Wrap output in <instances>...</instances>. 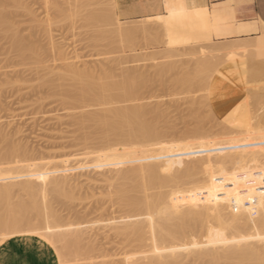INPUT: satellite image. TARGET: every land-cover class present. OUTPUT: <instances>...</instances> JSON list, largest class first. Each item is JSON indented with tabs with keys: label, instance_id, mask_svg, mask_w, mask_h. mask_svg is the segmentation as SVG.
<instances>
[{
	"label": "rangeland",
	"instance_id": "374dc122",
	"mask_svg": "<svg viewBox=\"0 0 264 264\" xmlns=\"http://www.w3.org/2000/svg\"><path fill=\"white\" fill-rule=\"evenodd\" d=\"M3 1L0 0L3 4L7 2L6 0ZM18 1L20 5L17 6L12 1L11 4L8 1L7 4L3 5V7L8 5L9 11L6 8L5 10L10 13L7 12L10 30L12 35L14 32L17 33V36L19 35L18 39L20 40L18 42L21 46V53H16V50L13 51L12 38L1 28L0 130L6 132L13 143L25 147L27 151L29 150L28 156L30 155V157L28 158L31 159L32 154V161L0 165V170L28 165L27 170L32 171V165H44L47 169L54 170L59 176L58 179L66 182L69 188L55 193L57 187L55 182H44L38 175L31 172L30 181L38 194L37 202L46 206V211L52 210L56 213L60 222L55 226H51L50 223L39 224L41 217L34 215L31 218L32 222L39 224L36 229H33L32 226H26L16 232H0V245L4 241L19 235L37 236L54 250L58 264H108L109 262L113 264V261H116L117 264L118 260H121V262L119 261L120 264H125L122 262V258L125 257L124 255L128 256L129 250L131 251H129L131 254L129 255L134 259H136L135 256L138 257L142 254L137 253L138 247L131 246L130 249L128 248L130 246L124 245V240L119 237L118 233L126 223L143 222L145 216L141 213L133 215L131 212V214L124 204L115 197L114 191L119 182L117 183L118 177L115 175L114 169L121 167V165L109 166L112 158L128 154L132 150L112 151L107 147L103 148V144H96V140L93 142L84 140V142H88L84 144L82 139H79V134L83 128L86 130L89 125L85 124V127L80 128L74 124L77 123L78 125L82 113L98 112L99 109L101 111V109L109 108V105L113 107V103L112 106L111 104L104 105L107 106L105 108L94 103H92L94 105L86 103V106H82V104V107H79V105L68 104L66 100L64 101L67 93L71 91L69 89L71 87L68 85L71 80L64 73H68L71 67L80 68L81 71L83 69L91 72L97 70L100 74L101 70L105 69L110 74L109 76L111 74L117 75V77H115L116 75L112 76L113 78H122L124 74L130 72L135 74L134 77L144 76L143 78L139 77L140 81L145 78L144 81L147 80L148 82H141L145 85L143 84L138 96L136 95L134 99L129 101L114 102V107L141 103L146 104L148 108L159 109L158 112L162 116L160 117L159 113H156L160 119L155 117L157 122L162 123L159 122L158 126L163 133L162 136H166L162 141L164 144H160V149L169 150L178 156L185 147L212 145L215 148L213 147L211 157L224 161L230 176L234 175L231 177V181L243 179L242 181H249L250 184V180L253 179L256 184L264 183L262 167L259 169L261 178L257 177L259 173L257 168L264 165V154L261 151L242 147L243 142L248 139L264 138V123L258 130L240 131L232 128L226 131L220 119H213L215 116L211 110H208L210 107L205 101L206 94L213 91H205L206 88L203 90L205 85L200 86L205 81L208 82V79H218L217 83L221 87L219 90L216 89L214 94H226L229 97L228 100L220 104L223 110L231 108L235 90L256 89L255 91L264 92V54H258L251 48L246 53L238 52L245 53L247 56L241 54L236 57L240 62L235 61L237 65L241 63L239 68L246 70L243 82L226 83L219 81L222 70L228 66V63L232 64L230 61L234 62L228 57L229 50L238 44L237 41L240 45H244V43L247 45L254 43L258 38H263L264 26L253 36L237 37L218 33L215 36L206 37L205 30L207 27H211L212 21L206 9L203 8L193 9L187 15H180L181 17L179 15L176 17L175 15L174 17L162 15L161 18L155 16L137 21L120 22L114 14L111 0ZM230 10L232 11L231 7ZM165 12L167 13L166 9ZM95 14L97 15L96 19L93 18V16L96 17ZM91 15H93V19H87ZM99 16L100 19H98ZM232 21L236 23L237 19L233 18ZM200 25H202V29ZM11 26L14 27V31ZM201 30L203 34H200ZM221 45H226L225 51L228 48L231 49L224 52L222 51L224 49H220ZM144 57L146 58L143 59ZM215 62L218 64L223 62V64L220 66ZM233 64L235 65V63ZM216 65L220 67L213 68ZM205 66L208 69H215V71L213 69L208 71L210 75H213L209 77L207 74V80L204 77L206 72H202L206 69ZM200 68L203 70L201 71ZM195 70L197 73L205 74H199L200 77L205 78H201L204 80L203 83L200 77V80L194 79L197 76V73H194ZM160 71L162 74L159 75ZM187 71L190 73L189 78L192 76L193 81H198V84L197 82L195 84L199 85V81H201L199 85L201 89L197 86L200 90L193 87L188 91L180 83H177V78H180L181 74L185 77ZM63 74L66 78L62 77ZM64 89L69 91L64 93L66 92ZM192 104H194L193 107L200 105L199 107L196 106L195 109V107H191ZM197 108L199 109L197 110ZM198 111L202 113L199 115L200 120L205 117L208 119L211 115L214 117L205 122L202 120L203 124L201 122L197 124L199 116L196 118L193 115H195L194 112L198 114ZM231 111L232 116H235V112ZM208 112H210L209 115ZM190 113L193 114L192 117ZM206 114L207 116H205ZM72 118H77V120L74 119L73 121ZM195 118L198 120L196 121ZM200 123L204 129L202 136L192 137L193 132L190 136L191 132L189 131H195L197 125L200 127ZM76 127L79 129L76 130ZM91 128L92 126H89L88 131ZM88 131L87 133H89ZM187 133L188 135H186ZM100 145L102 147H99ZM158 146L154 149H159ZM122 166L130 165L124 164ZM237 175L243 177L237 178ZM233 177L237 179L235 180ZM202 178L173 188L177 190L178 187H199V185L202 187H199L200 190L204 188L205 190H201L200 193L201 199L206 203L217 205L215 211L234 221L235 228L225 231L223 235L225 239L230 240L236 237L238 232L244 240H250L254 236L264 237V225L256 227L254 216L245 218L234 214L235 203L222 200L224 195L222 183L225 181H217V183L214 181V184L211 183L213 180L203 178V180L209 181V184V182H205L206 180L202 182ZM256 178L258 181L255 180ZM258 178L261 179L260 182ZM198 180L201 182L199 183ZM195 181L197 182L195 183ZM253 183L251 182L252 186H250L255 189L256 184ZM221 185L222 187H220ZM169 188L166 190H173ZM153 189L156 190V188ZM69 190L71 191L69 192ZM16 191L15 196L19 194L24 200H27L26 195L19 193L20 190ZM66 191L67 196L64 193ZM149 191L152 192L151 189ZM209 191L213 192L210 194ZM68 192L69 194L72 193L70 194L72 197L68 195ZM213 224L217 226L216 223ZM200 228L196 227L198 231L194 229L195 232L188 233L186 242L203 241L212 244L214 242L213 236ZM78 232L83 235L81 251L89 245L94 248V250H90L88 257L89 250L87 248V255L86 249L82 253H80L81 251L70 254L64 253V246L67 245L66 238L73 237ZM58 235L65 239H57ZM120 236H122L121 233ZM4 238L5 240L2 241ZM82 245L85 247L82 248ZM140 250L143 252L146 248L144 250L143 247ZM140 250L138 249V252ZM134 259L132 258L128 263L136 264Z\"/></svg>",
	"mask_w": 264,
	"mask_h": 264
},
{
	"label": "bare ground",
	"instance_id": "6f19581e",
	"mask_svg": "<svg viewBox=\"0 0 264 264\" xmlns=\"http://www.w3.org/2000/svg\"><path fill=\"white\" fill-rule=\"evenodd\" d=\"M6 1H9L10 4L14 2L16 6L19 4L18 0H11L12 2L10 0ZM7 2L5 3L7 4ZM4 4L0 2V29L2 28L5 30L7 35L12 38L11 46L13 51L16 50V53H21V46L18 42L20 40L18 39L19 35L17 36V33L15 34V32L12 35L10 22L7 16V12L9 11L7 8L8 5L3 7ZM164 7L167 10L166 15L171 17H174V15L175 17L176 15H187L193 11V9L186 7L184 0H164ZM5 8L8 10L7 12ZM201 8L206 9L205 7ZM92 16L93 15L86 17H88L87 19H91ZM156 17L161 18L160 15H157ZM93 18L96 19L97 15L96 17L93 16ZM98 19H100V16ZM12 28L14 31V27ZM237 43L238 44L235 47L233 46L232 49H227H231L227 54L229 58L234 60V62L230 61L232 64L228 63V66L222 70L219 81H225L226 83L237 81L243 82L246 70L239 68V64L241 63L237 65L236 62L240 61L237 60L236 57L245 54L250 48L255 50L258 54H264V37L258 38L252 44L246 45L244 43V45H240L238 41ZM224 47H226V45H221L220 49H224L222 51L227 52ZM210 50L212 51V49ZM241 51L245 53H238ZM145 58L146 57L143 59ZM122 60L127 64L125 59L122 58ZM233 63H235V65ZM222 64L223 62H221L220 66ZM220 66L216 65V67L213 66V68L216 69ZM205 68L207 71L206 69H204V71H202L203 69H200L203 73L206 72V76L204 77L207 80V74L210 73H208V71L213 68L211 67L212 69H208L207 66H205ZM215 69L213 70L215 71ZM94 71H86L85 69L81 71L80 68L78 69L77 67L76 69L75 67L69 68L68 73L64 74L68 75L67 77L71 80V83L68 81V85L71 87L69 89H71V91L67 89L69 91V93H67V90L64 89L66 91L64 93L68 94L67 96L64 94L66 96L64 101L66 100L68 104L79 105V107L86 106V103H90V105L97 104L98 106L101 105L105 108L109 104L112 106L113 103V107H110L109 105V108L101 109V111L99 109L98 112L88 111L86 114L82 113V115L84 114L83 117H81L82 115L80 117L78 115V125L77 123L74 124L80 128L85 127V124H89L88 128L89 126H92V130L90 129L91 132L86 128L89 132L87 133L83 128L79 134V139H82L81 141L84 144L88 143L84 142V140L92 142L93 140H96V144H103V148L107 147L112 151L132 150V152L128 154L118 155L112 158L109 166L121 165V167L114 169L116 172L115 175L118 177H116L118 179L117 183L119 182L114 191L115 197L118 201H121L120 203L124 204L127 210H129L130 213L132 212L133 215L141 213L145 216L143 222L135 224L126 223L121 231H119L122 236L118 233L119 237L124 240V245L130 246L128 248L131 249V246L138 247L139 250L143 247L144 250L146 248L145 251L142 250L143 252H141V250L138 252L137 249V253H142L143 255L135 254L138 255V257L135 256L136 259L132 257L134 261L136 260V264H264V237L254 236L250 240H244L238 232L236 237L230 240L225 239L223 236L225 231L227 229L235 228L234 221L229 217L227 218L222 214H219L218 211H215L218 207L217 205H212L209 202L206 203V201L201 199V190L204 191L205 189L203 188L204 190H200L199 187L202 188L200 185L199 187L180 188L182 184L197 180V178L200 177L210 179V181L213 180L211 183H214V181H216V183L217 181H225L224 183L221 182L223 187L222 185L220 186L224 193L222 200L235 203L234 214L244 216L245 218L254 216L256 218L255 226L260 227L264 225V183L256 184L253 179L252 181L249 179L250 184L248 183L249 181H242L243 179L236 180L237 178L243 177H238V175L240 176V173H238L236 179L233 177L236 181H231L230 179L234 175L230 176L227 171L229 169L224 165V161L219 158L216 159L213 156L214 159L211 157V153L215 148V146L212 145H194L185 147L178 156L174 155L169 150L160 149V144H164L162 141L166 136H162L163 133L158 127L160 121L158 120L159 122H157V118L155 117H158V115L160 116V113L158 112L159 109L154 110L152 109L153 107L148 108L146 104L144 105L141 103L114 107V102L121 103L123 101H129L132 98L134 99L136 95L138 96L144 84L141 82L145 79H141L142 81H140V78H143L144 76L134 77L135 74L133 75L129 70L130 73L124 74L122 78H113L116 74L114 76L112 74L109 76L110 74H108L105 69L101 70V74L97 70ZM96 71L99 75L98 73L96 74ZM193 72L194 71H192V74L197 73L196 70L194 73ZM202 72H198L194 79L197 78L198 80L201 75H205ZM160 73L161 71L159 72V75ZM64 74L62 77L66 78ZM199 74L201 75L199 76ZM212 75L209 74V77ZM115 77H117V75ZM136 77L140 78L137 80ZM178 77H180V75H178ZM189 77L190 73L188 72L186 75L185 72V77L181 74L180 78L176 77V81L177 83H180L182 87L188 89V91H190L191 88L193 89V87L194 89H201L204 85L203 90L206 88L205 91H213L206 94V96L204 95L206 104L210 107L208 110H211L212 114L215 116H213L214 118L212 115L208 117L210 119H220V122L223 123L226 131H229L232 128L240 131L246 129L258 130L264 123L263 91H255L256 89H249L248 91L235 90L236 92L234 93V100L231 104V108L223 110L220 104L228 100L229 97L226 94H214V91L216 89L219 90L221 87L217 83L218 79H208V82L205 81L206 84L205 82L203 83V79L205 78L200 77V79L203 78L201 79L203 84L200 85L201 81H199V85L201 86L199 87V85H197L198 81H193L194 79H191L193 78L192 76L191 78ZM146 81L144 82L146 83ZM196 82L197 84H195ZM195 86H198L199 88H196ZM194 104H192L191 107H195L196 109L197 105L193 107ZM199 105L197 107H199ZM198 109L199 108H197V110ZM231 110L235 112V116H232ZM198 112V114L197 112H194L195 115L197 114L196 116L192 115L197 118V116L202 114L200 111ZM156 113L159 114L157 115ZM209 113L210 112L207 114L209 115ZM207 114L205 116H207ZM74 119L77 120V118ZM158 119L160 118L158 117ZM198 119L200 120V116ZM201 119L204 122L208 120L206 117ZM199 120L197 121V124L202 121ZM160 124L162 123L160 122ZM164 124L166 123L164 122ZM202 124L200 127L197 125L198 128L196 127L195 131H189L191 132L190 136L193 132L194 134H192V137H201L204 133ZM78 129L79 128L76 130ZM186 135H188V133ZM101 145L99 147H102ZM157 146L159 149H154V147L157 148ZM243 146L251 150L261 151L264 154V138L248 139L243 142L242 147ZM28 152L29 150L27 151L25 147L23 148V146L13 143L12 140H10L9 135L0 130V165L20 164L27 161L30 162L32 161V154L30 159L28 158L30 157V155L28 156ZM124 164L130 166L123 167L122 165ZM26 167L29 166L23 165L12 167L11 169L0 170V232H16L26 226H32L33 229H36L39 224L43 223H50L51 226H55L60 222V218L56 213L52 210L46 211V206L40 205L37 202L38 194L36 190H34V186L30 181V176L31 172H34V174L38 175L44 182H55L57 185L54 191L55 193L62 190L65 191L66 189L68 190L69 187H67L66 182L58 179L59 176L56 175L57 173H55L54 170L51 171V169H47L44 165H32V171L27 170ZM257 169L258 172L259 169H261V171L264 170V165H260ZM259 174L260 172L257 177H260ZM203 178L202 182L206 180H203ZM260 178H258L259 182L261 180ZM255 180H257V178ZM196 182L197 181H195V183ZM205 182L209 181L206 180ZM251 182H254V185L256 184L255 189L251 187ZM176 186L180 187H178L179 189L174 190L175 188L173 187ZM168 187L173 190H166ZM153 188H156V190ZM150 189L152 191L151 193L149 191ZM16 190H20L19 193L26 195L27 200H24L19 194H17L19 196H15L17 193ZM70 191L71 190H69V192ZM154 191L155 193H153ZM69 192L68 195L71 196L70 194L72 193L69 194ZM211 192L209 191L210 194ZM64 193L66 195L67 191ZM34 215L41 217L39 224H34L32 222L31 218ZM213 223H216L217 226H214ZM196 227L198 229L201 227L200 229L208 231L213 236L214 242L212 244H207L203 241L195 243L186 242L188 233L190 234L191 231L196 229ZM195 231L198 230L196 229ZM63 238V236L59 235L57 237L59 240ZM4 240L5 238L2 241ZM66 240L67 245L64 246V253L70 254L81 251V244L83 242L82 233L78 232L73 237H67ZM82 246V248L85 247L84 245ZM86 248L89 250L88 254L91 252L90 250H94L90 245ZM87 249L85 251L86 255ZM83 250L80 253H82ZM132 250L134 249L132 248ZM129 251L128 253L130 254L131 251ZM133 253L135 252L133 251ZM129 254L128 256L124 255L125 257L122 258V262L125 264H130L128 261H131L132 258L130 256L131 254ZM88 256H90V254L87 255V257ZM119 261L121 262V260H118L117 264ZM113 264H116V261H113Z\"/></svg>",
	"mask_w": 264,
	"mask_h": 264
},
{
	"label": "crops",
	"instance_id": "0c3cea01",
	"mask_svg": "<svg viewBox=\"0 0 264 264\" xmlns=\"http://www.w3.org/2000/svg\"><path fill=\"white\" fill-rule=\"evenodd\" d=\"M111 2L114 14L120 22L166 15L164 0H111ZM184 3L186 7L194 10L206 8L212 21L211 27L205 30L206 37L218 33L237 37L253 36L264 26V0H184ZM233 18L237 19L236 23L232 21ZM200 28L202 29V25ZM200 34H203L202 30ZM0 264H58V262L54 250L48 243L37 236L26 234L6 240L0 245Z\"/></svg>",
	"mask_w": 264,
	"mask_h": 264
}]
</instances>
